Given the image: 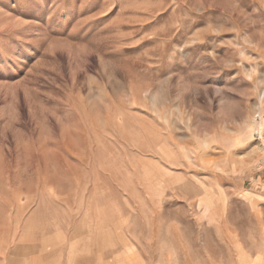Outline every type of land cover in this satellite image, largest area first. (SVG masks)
Masks as SVG:
<instances>
[{
    "label": "rangeland",
    "instance_id": "obj_1",
    "mask_svg": "<svg viewBox=\"0 0 264 264\" xmlns=\"http://www.w3.org/2000/svg\"><path fill=\"white\" fill-rule=\"evenodd\" d=\"M0 264H264V0H0Z\"/></svg>",
    "mask_w": 264,
    "mask_h": 264
}]
</instances>
